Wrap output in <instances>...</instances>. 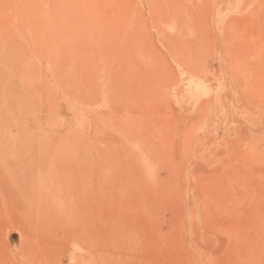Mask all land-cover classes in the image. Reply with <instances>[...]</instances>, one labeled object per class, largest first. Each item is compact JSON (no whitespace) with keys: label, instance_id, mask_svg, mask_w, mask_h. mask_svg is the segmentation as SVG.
<instances>
[{"label":"rangeland","instance_id":"rangeland-1","mask_svg":"<svg viewBox=\"0 0 264 264\" xmlns=\"http://www.w3.org/2000/svg\"><path fill=\"white\" fill-rule=\"evenodd\" d=\"M0 264H264V0H0Z\"/></svg>","mask_w":264,"mask_h":264}]
</instances>
